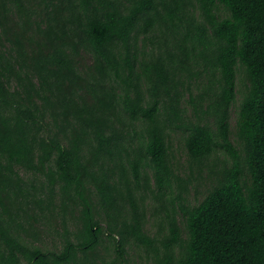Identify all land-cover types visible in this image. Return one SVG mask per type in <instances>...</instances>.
Here are the masks:
<instances>
[{"label": "trees", "instance_id": "1", "mask_svg": "<svg viewBox=\"0 0 264 264\" xmlns=\"http://www.w3.org/2000/svg\"><path fill=\"white\" fill-rule=\"evenodd\" d=\"M135 249L264 264V0H0V264Z\"/></svg>", "mask_w": 264, "mask_h": 264}, {"label": "rangeland", "instance_id": "2", "mask_svg": "<svg viewBox=\"0 0 264 264\" xmlns=\"http://www.w3.org/2000/svg\"><path fill=\"white\" fill-rule=\"evenodd\" d=\"M219 12L221 15H223L225 12L219 8ZM246 85L245 76L243 73V70L241 67L237 66L236 68V101L232 105L230 109V139L231 141L239 146V142L236 137V121H237V104L241 97V93ZM172 145L173 150L176 158L179 160L180 163H182L181 167L185 168V154L183 151V143L182 139L180 138L179 134H175L172 137ZM208 187L207 180L202 175V178L193 177L192 183L190 186H188V199L193 203L197 200H199L202 195L204 194L206 188ZM154 228L150 226V230L152 231ZM44 242L46 245L51 246L52 244L56 243V234L52 233L50 231L44 233ZM131 263L132 264H144L145 263V257L144 253L141 252V250L135 249L134 252H131Z\"/></svg>", "mask_w": 264, "mask_h": 264}]
</instances>
